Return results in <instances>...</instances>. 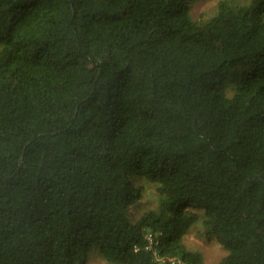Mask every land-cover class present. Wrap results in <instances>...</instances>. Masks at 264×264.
Returning a JSON list of instances; mask_svg holds the SVG:
<instances>
[{
  "label": "trees",
  "instance_id": "16d2710c",
  "mask_svg": "<svg viewBox=\"0 0 264 264\" xmlns=\"http://www.w3.org/2000/svg\"><path fill=\"white\" fill-rule=\"evenodd\" d=\"M191 1L0 0V264H264V0Z\"/></svg>",
  "mask_w": 264,
  "mask_h": 264
},
{
  "label": "rangeland",
  "instance_id": "374dc122",
  "mask_svg": "<svg viewBox=\"0 0 264 264\" xmlns=\"http://www.w3.org/2000/svg\"><path fill=\"white\" fill-rule=\"evenodd\" d=\"M220 0H192L190 2L191 14L199 20H206L211 17L217 10ZM243 1V0H239ZM147 200L155 199L152 195H147ZM145 209V204H140L134 210L136 213ZM186 244L200 250L204 254L206 264H214L227 254V249L214 236L207 232L202 222L194 223L188 227L185 237ZM87 264H107V260L100 253L99 249H95Z\"/></svg>",
  "mask_w": 264,
  "mask_h": 264
},
{
  "label": "built area",
  "instance_id": "2783aa9c",
  "mask_svg": "<svg viewBox=\"0 0 264 264\" xmlns=\"http://www.w3.org/2000/svg\"><path fill=\"white\" fill-rule=\"evenodd\" d=\"M150 238H152V237L150 236Z\"/></svg>",
  "mask_w": 264,
  "mask_h": 264
}]
</instances>
